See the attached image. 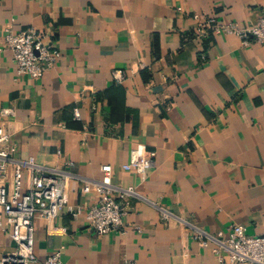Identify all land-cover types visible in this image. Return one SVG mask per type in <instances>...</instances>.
<instances>
[{
    "label": "crops",
    "instance_id": "obj_1",
    "mask_svg": "<svg viewBox=\"0 0 264 264\" xmlns=\"http://www.w3.org/2000/svg\"><path fill=\"white\" fill-rule=\"evenodd\" d=\"M263 8L264 0H0V127L12 133L15 157L72 162L93 181L110 165L113 184L137 193L125 233L98 235L65 209L52 222L37 217L42 261L63 248L66 264H221L195 229L242 225L264 235V46L198 38L193 19L249 26ZM30 28L61 51L39 80L17 76L5 44L8 30ZM142 146L156 152L146 179L122 169ZM22 179L26 190L28 172ZM83 187L67 181V206L97 201L95 187L86 195ZM159 208L171 215L166 223ZM14 248L0 227V258Z\"/></svg>",
    "mask_w": 264,
    "mask_h": 264
},
{
    "label": "built area",
    "instance_id": "obj_2",
    "mask_svg": "<svg viewBox=\"0 0 264 264\" xmlns=\"http://www.w3.org/2000/svg\"><path fill=\"white\" fill-rule=\"evenodd\" d=\"M181 10V9H179ZM196 21L198 38L206 39L210 34L236 36L245 47L254 43L264 46V8L258 22L254 25L240 26L234 21H220L216 17H204L199 13L193 15ZM5 44L12 53L18 77L41 79L44 74L56 67L61 51L40 30L30 28L19 33L8 30ZM114 79L121 83L124 73L114 71ZM11 114L3 110L2 115ZM73 119L81 121L78 108L73 110ZM12 133L0 127V227L8 231L15 243L11 253L0 258V264H66L62 260L63 248L41 260L35 250V219L41 217L49 222L54 221L65 209L72 217L84 215L90 230L98 235L125 233L126 217L130 210V199L137 193L133 187L121 188L111 180L112 167H101L104 176L98 181L83 179L70 169L72 162L63 167H46L39 164L35 157L26 159L15 157V146L11 143ZM60 154V153H59ZM156 152L148 151L142 146L133 151L130 162L124 164V171L135 170L142 179L154 165ZM28 172L29 184L23 187V173ZM77 179L84 183L83 195L94 186L97 201L86 209L67 206L64 190L68 180ZM162 223H166L171 215L159 208ZM141 232L140 227L135 228ZM194 240L211 251L221 264H264V235L249 236L242 225H232L225 231L211 234L195 229ZM226 253V258L223 254Z\"/></svg>",
    "mask_w": 264,
    "mask_h": 264
}]
</instances>
